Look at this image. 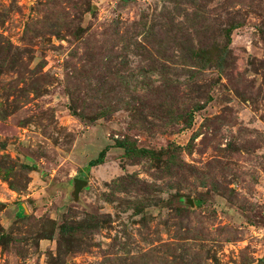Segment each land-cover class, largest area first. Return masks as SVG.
I'll return each instance as SVG.
<instances>
[{
  "label": "rangeland",
  "instance_id": "rangeland-1",
  "mask_svg": "<svg viewBox=\"0 0 264 264\" xmlns=\"http://www.w3.org/2000/svg\"><path fill=\"white\" fill-rule=\"evenodd\" d=\"M0 264H264V0H0Z\"/></svg>",
  "mask_w": 264,
  "mask_h": 264
}]
</instances>
